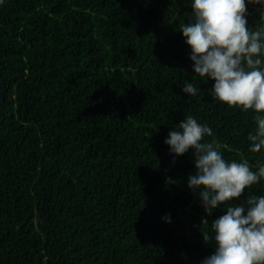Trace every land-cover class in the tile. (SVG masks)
Here are the masks:
<instances>
[{
  "label": "trees",
  "instance_id": "1",
  "mask_svg": "<svg viewBox=\"0 0 264 264\" xmlns=\"http://www.w3.org/2000/svg\"><path fill=\"white\" fill-rule=\"evenodd\" d=\"M248 26L259 9L248 5ZM188 0H5L0 5V264H199L206 217L186 186L191 150L163 143L187 115L226 160L252 110L187 97ZM192 75V76H191ZM264 195V180L241 200ZM235 199V198H234ZM239 201H237L238 203ZM170 214L171 223L161 217ZM203 224V222H202Z\"/></svg>",
  "mask_w": 264,
  "mask_h": 264
},
{
  "label": "clouds",
  "instance_id": "2",
  "mask_svg": "<svg viewBox=\"0 0 264 264\" xmlns=\"http://www.w3.org/2000/svg\"><path fill=\"white\" fill-rule=\"evenodd\" d=\"M4 2L0 0V5ZM188 3L191 13L178 31L189 47L192 74L199 84L185 78L181 92L196 97L203 93L201 82L213 81L207 90L213 100L252 110L248 150L264 153V0ZM248 5L259 6L255 27L248 26ZM206 136H213V130L187 115L163 139L173 162L191 150L194 173L187 176L186 186L197 195L206 217L217 209L223 211L210 223L201 220L202 241L212 252L199 264H264V195L240 199L246 188L264 180V161H258L253 171L247 160H226L218 145L203 142ZM161 219L172 222L170 214Z\"/></svg>",
  "mask_w": 264,
  "mask_h": 264
},
{
  "label": "water",
  "instance_id": "3",
  "mask_svg": "<svg viewBox=\"0 0 264 264\" xmlns=\"http://www.w3.org/2000/svg\"><path fill=\"white\" fill-rule=\"evenodd\" d=\"M259 9V7H256V10H258Z\"/></svg>",
  "mask_w": 264,
  "mask_h": 264
}]
</instances>
